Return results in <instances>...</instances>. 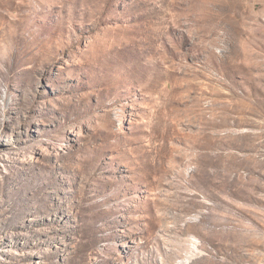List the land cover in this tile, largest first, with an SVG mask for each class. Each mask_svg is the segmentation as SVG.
Returning a JSON list of instances; mask_svg holds the SVG:
<instances>
[{
	"label": "rangeland",
	"instance_id": "rangeland-1",
	"mask_svg": "<svg viewBox=\"0 0 264 264\" xmlns=\"http://www.w3.org/2000/svg\"><path fill=\"white\" fill-rule=\"evenodd\" d=\"M0 264H264V0H0Z\"/></svg>",
	"mask_w": 264,
	"mask_h": 264
}]
</instances>
